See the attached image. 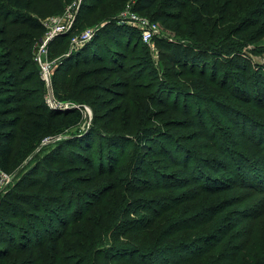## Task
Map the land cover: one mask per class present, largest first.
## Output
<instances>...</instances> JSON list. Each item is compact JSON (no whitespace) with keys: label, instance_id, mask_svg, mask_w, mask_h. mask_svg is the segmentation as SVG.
Wrapping results in <instances>:
<instances>
[{"label":"rangeland","instance_id":"374dc122","mask_svg":"<svg viewBox=\"0 0 264 264\" xmlns=\"http://www.w3.org/2000/svg\"><path fill=\"white\" fill-rule=\"evenodd\" d=\"M72 1L65 0L66 9ZM184 2L197 7L186 24L160 19L187 15ZM114 4L101 7L84 26L74 22L76 32L97 30L98 38L134 10L157 21L156 49L123 33L98 38L103 60L90 59L69 74V91L78 80L75 97L63 93L60 80L87 51L74 50L68 40L49 46L48 60L55 65L50 92L34 59L46 31L35 35L29 60L18 55L8 70L0 65V79L5 71L16 76L8 91L23 99L12 104L18 109L9 117L17 125L4 134L14 148L10 171L0 173V215L13 225L6 229L16 235L18 228L41 226L44 246L69 252L59 250V264H89L86 249L102 229L110 228L102 249L129 243L126 230L160 222L159 211L165 215L162 247L198 249L217 238L223 243L216 247V264H264V0H160L152 9H140L138 0ZM64 12L42 14L41 21ZM172 49L200 52L206 67L174 64ZM144 58L152 60L151 69ZM49 93L57 107L46 104ZM42 106L63 119L33 137L21 128L42 121ZM77 112L78 124L71 117ZM58 170L69 180L53 177ZM208 185L230 189L205 192ZM7 198L16 200L2 206ZM61 229L66 235L58 239L52 232ZM21 257L17 264H34L35 257Z\"/></svg>","mask_w":264,"mask_h":264},{"label":"trees","instance_id":"16d2710c","mask_svg":"<svg viewBox=\"0 0 264 264\" xmlns=\"http://www.w3.org/2000/svg\"><path fill=\"white\" fill-rule=\"evenodd\" d=\"M110 1L116 2L117 4L114 5L118 8L124 0H94L91 4L89 3V0H84L75 23L78 24V22H80V26H84L93 14H96L101 7H107ZM159 1L160 0H138L140 5L139 8L152 9ZM174 1L175 0H172V2ZM64 2L65 0H0V24L3 23V25H0V65L4 66L3 68L8 70L13 59H18V55H23L27 58L25 60H29L28 58L32 55V46L37 40L35 35H39L45 31L44 25L41 21L42 14L45 15L53 12H64L67 6ZM40 6H42L40 14L35 15V13L32 12V9L38 10ZM182 8L184 11L188 12L187 15L184 13L180 14V11L175 17L166 15L165 17H160V19L166 20L167 18H177V20H183L186 24L188 22L189 15L197 12V7L193 4L190 5V2H184L181 9ZM83 12L86 14L82 15ZM150 20L157 22L154 19ZM77 33L79 32H76V29L73 27L64 35L55 39L52 42V46H59L63 44L65 40H68V42L71 43L72 37ZM116 33H123L130 40L136 38L141 44H144L139 31L127 26L126 24L120 25L118 22L112 23L107 31H100L98 33V38L101 39L104 35L109 34L114 37ZM98 38L96 37L91 44L83 49V51H87L86 54L82 55L78 60L76 59V62L70 63L67 70L64 69L66 73L60 80V83L64 86L63 93L67 94L68 98L75 97L74 87L78 81H73L71 91H69V89L66 88L69 83L68 79L71 77L69 74H71V72L79 65L86 63L90 59L103 60V57L97 53L100 49V41ZM170 53L172 58L171 60L174 64L181 63L183 65H188L189 63H193V65L197 67H206V63H204L203 59L204 56H202V54L198 51L188 53V51L185 50L178 51L177 49H172ZM144 61L146 69H151L152 60H150V58H146ZM109 63L115 64L114 61ZM239 68L243 69L242 66H239ZM5 73L6 75L0 79V169H2L3 172H9L14 148L10 142V136H5V133L9 130H13L18 121L16 118L9 117L18 109V106L12 104L22 102L23 99H19V97L12 95L11 91H8V86L15 85L16 76L13 73H9V71H5ZM30 74H32V72H30ZM236 74H238L237 71ZM193 86H195L193 88L198 89L197 83ZM79 94H83L82 89H80L76 97ZM252 98V94L248 96V99L252 100ZM24 100H27V98ZM44 109L46 108L42 106V111H44ZM71 117H76L75 120L77 124L81 120L80 112L72 114ZM41 118L42 121L33 120L23 126L21 130L26 131L28 135L37 137L38 134L45 132L49 128L59 127L57 124L60 122V119H63V117L59 118L55 112L51 111H44V114H41ZM69 124L73 126L77 125L71 124V122H69ZM149 135L150 134L148 133L144 136L146 138L144 141L147 140ZM221 157L225 159L229 158L225 152L221 154ZM83 159L87 158L85 157ZM140 163L145 164L144 161H141ZM221 165L223 166V164ZM146 166L149 170H151L148 164H146ZM183 166L186 167L187 164L184 163ZM243 170L245 171V169ZM146 172L147 171H144L143 169L140 171V173H143L144 175L148 174L151 176L150 171ZM189 174L193 176L191 172ZM237 174V169H232L230 175L238 178ZM241 174L244 176V173ZM153 176V179H157L154 174ZM53 177L59 178V180H64L65 182L69 180L66 172L60 170H58ZM245 179L246 177L242 178L241 181H244ZM218 189L229 190L230 187L219 188L208 185L205 192L207 190L217 192L216 190ZM15 197L16 199L19 198L18 196ZM16 199H8L5 203H2V206H7V204L12 205L14 204L12 200ZM155 213L157 218L161 219L160 222H153L149 225H147V222H141L137 226L126 230L124 236L128 237L129 243L119 244L117 242H113L109 248L102 249L104 242L107 240L110 228L105 227L102 229L100 231L101 235L95 238V240H91V246L86 249L88 252V257L86 256L88 259L87 262H89V264H102L103 261L105 262L111 259L113 264H216L217 257H215V255H217L216 252H218L216 247L220 246L223 243V240L216 241L217 238H214V241L210 240L207 243L209 244V247H202L198 249H192L190 245L181 247V245L178 246V244H175L174 246L170 245V247H162L163 243H165L167 239H163L164 234H159V230L162 228V220H164L165 215L159 211ZM18 218H21V216H18ZM10 226L13 225L4 216L0 215V243L5 242L8 245V247H0V264H17L19 259H22V255L35 257L33 260L34 264H59L57 261L58 259H56L58 258L59 250L61 249L66 251V253H69L66 247L60 248L57 245L50 247L44 246L46 235L44 236L43 234L46 231H43L44 229L41 228V226H31L27 229H22V227L18 228V233L16 235L11 232L10 229H6ZM52 233L58 239L63 238L66 235L62 229L54 230ZM119 234L121 235L120 231H118L117 235ZM23 242H26L27 245H22ZM43 249L48 252L47 254L51 255L50 261L45 259V254L41 251ZM72 250H74V248H72ZM198 250H201L200 254H198ZM63 262L64 261H60V264H63ZM81 263L84 264V260Z\"/></svg>","mask_w":264,"mask_h":264},{"label":"built area","instance_id":"2783aa9c","mask_svg":"<svg viewBox=\"0 0 264 264\" xmlns=\"http://www.w3.org/2000/svg\"><path fill=\"white\" fill-rule=\"evenodd\" d=\"M83 1L84 0H73L62 16H56L42 21L46 32L37 40V51L35 52L34 59L40 68L42 81L49 87V92L51 91L50 86L55 67V65L48 60L49 46L55 39L64 35L73 27ZM136 3V1H133L128 5V8L131 9V5L134 6ZM126 14L128 16L126 15L125 18L122 19V24H126L139 31L142 42L154 51L156 49L155 40L160 34L159 25L149 18L142 17L134 10H127ZM96 33L97 30H84L81 33L75 34L71 39L72 48L76 51L84 49L95 40ZM46 104L50 108L58 106L50 93L46 97ZM0 173L2 176L6 175L1 169Z\"/></svg>","mask_w":264,"mask_h":264}]
</instances>
